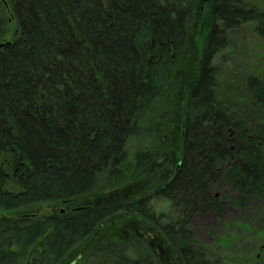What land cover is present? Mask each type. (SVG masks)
Here are the masks:
<instances>
[{"label":"trees","instance_id":"1","mask_svg":"<svg viewBox=\"0 0 264 264\" xmlns=\"http://www.w3.org/2000/svg\"><path fill=\"white\" fill-rule=\"evenodd\" d=\"M260 1L204 3L178 145L169 157L165 141L157 153L136 149L131 164L129 141L157 139L164 126L165 116L141 125L176 80L195 0H0V39L4 10L14 26L0 40V264L90 255L88 264H155L150 248L132 256L124 242H89L117 212L145 222L167 264H220L194 244L195 217L241 211L245 223L264 224V77L243 73L234 84L215 60L235 49L231 34L243 26L264 36V10L251 5ZM144 173L146 187L119 202L89 200ZM43 206L50 216L39 215Z\"/></svg>","mask_w":264,"mask_h":264},{"label":"rangeland","instance_id":"2","mask_svg":"<svg viewBox=\"0 0 264 264\" xmlns=\"http://www.w3.org/2000/svg\"><path fill=\"white\" fill-rule=\"evenodd\" d=\"M204 3L203 0H195L194 9L196 11V17L189 29V39L182 58L177 66L176 72H174L176 80L174 79L173 81L164 83V94L155 102L152 110L146 116V121L141 125L143 130L146 131L149 127L157 124L162 116H165L166 120L164 126L157 139L153 138L150 140L144 136L141 141L135 139L129 141L127 150L129 162L131 164H133L132 155L136 149L144 151L150 148L152 152L157 153L159 151V145L165 141V148L162 149L161 153L168 154L169 157V154L172 153L178 145L177 132L180 129L181 109L186 97L185 79L194 71L201 51L200 43L202 36L205 33L202 29L203 23L199 19V14L205 11ZM251 5H259L261 9L264 10V0L257 3L254 2ZM7 17L9 16L4 10L3 22L1 25L2 38L0 39L2 42L10 39L14 28L11 19ZM253 27V25H246L243 26L239 32H233L231 38L235 49L224 50L215 57V60L223 61V65H226L225 77L234 84L240 83V81H237L239 78L234 77H239L240 74L242 75L243 73L264 77V36L259 37L253 33ZM224 56L233 59L226 62L224 61ZM158 133L159 131L157 134ZM159 162L160 158L156 160V164L151 167L148 166L145 170L150 167V174L158 167L161 168L162 165L159 164ZM153 167L155 168L153 169ZM136 173L137 172L132 169L130 175H135ZM144 174L138 179L126 181V184L114 187L111 190L103 187L102 192L95 194L93 198L89 200L100 203L102 200H113L112 198H114L115 202H119L130 193L142 190L146 187V182L150 180V178H148L150 175L147 173ZM100 185H102V182ZM155 207L156 212H162L167 208V204L162 201L156 203ZM62 210L61 207V209H57L56 212L61 213ZM39 211V215L44 214L50 216L53 210L50 206H43L39 208ZM27 214L29 215L30 213H22L19 217L23 215L27 216ZM246 220L248 219H242L241 211L230 213L229 216L226 215L221 221H218L213 214L195 217L191 223V231H193L195 240L194 244L198 247L206 246L204 248L211 249L212 259H219L220 264H247L246 262H249L250 259H253L255 264H264V251L260 250V248L264 246V231H258V228L261 226H263L261 229H264V224L251 226L250 223H245L247 222ZM106 222L109 223V226L107 227L106 225L103 230L98 229L89 242L94 240V245L103 244L112 247H117L121 245V242H124L130 247L131 251H129V254L132 256H135L134 253L137 251L141 253L149 252L150 248L153 251V253L150 251L153 255L148 254L153 263L156 264L155 260L158 258L157 261L160 264H167L165 256L158 251V248H155V250L151 248L150 243L155 245L156 239H153L151 235L145 232V222L137 221L122 212H117L115 216L108 219ZM240 245L241 248L239 247ZM83 250H85V246ZM256 256H259L258 259ZM92 257L95 256L90 255L84 260L83 264L90 263ZM247 257L249 259H246Z\"/></svg>","mask_w":264,"mask_h":264},{"label":"flooded vegetation","instance_id":"3","mask_svg":"<svg viewBox=\"0 0 264 264\" xmlns=\"http://www.w3.org/2000/svg\"><path fill=\"white\" fill-rule=\"evenodd\" d=\"M214 216H215V215H214ZM215 218H216V217H215ZM214 220H215V219H214ZM260 250H261V251H264V246H262V247L260 248ZM258 257H259V256H256L257 259H258Z\"/></svg>","mask_w":264,"mask_h":264},{"label":"water","instance_id":"4","mask_svg":"<svg viewBox=\"0 0 264 264\" xmlns=\"http://www.w3.org/2000/svg\"><path fill=\"white\" fill-rule=\"evenodd\" d=\"M205 3L208 1V0H203ZM3 46V44H0V48Z\"/></svg>","mask_w":264,"mask_h":264}]
</instances>
